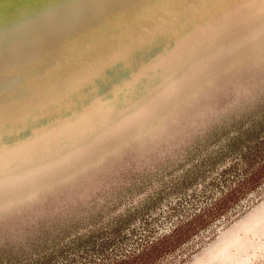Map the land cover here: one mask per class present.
Segmentation results:
<instances>
[{"label": "rangeland", "instance_id": "1", "mask_svg": "<svg viewBox=\"0 0 264 264\" xmlns=\"http://www.w3.org/2000/svg\"><path fill=\"white\" fill-rule=\"evenodd\" d=\"M0 264H264V0H0Z\"/></svg>", "mask_w": 264, "mask_h": 264}, {"label": "bare ground", "instance_id": "2", "mask_svg": "<svg viewBox=\"0 0 264 264\" xmlns=\"http://www.w3.org/2000/svg\"><path fill=\"white\" fill-rule=\"evenodd\" d=\"M65 15V14H64ZM68 16V15H67ZM56 41H58V40H56ZM48 47V46H47ZM116 65V64H115ZM106 73H107V71H106ZM26 74V73H25ZM100 94V93H99ZM56 232V231H55Z\"/></svg>", "mask_w": 264, "mask_h": 264}]
</instances>
